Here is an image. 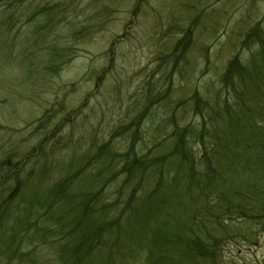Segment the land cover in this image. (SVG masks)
<instances>
[{
  "label": "rangeland",
  "instance_id": "1",
  "mask_svg": "<svg viewBox=\"0 0 264 264\" xmlns=\"http://www.w3.org/2000/svg\"><path fill=\"white\" fill-rule=\"evenodd\" d=\"M256 25L264 26V0H0V264H62L74 244L64 241L66 218L96 205L111 220L127 203L143 216L120 241L106 235V244L123 249L120 258L107 246L73 256L75 264H191L182 246L194 186L182 173L202 178L197 106L221 98L233 56L251 69L236 80L246 98H264L254 94L264 90V46L249 40ZM173 120L179 133L190 128L184 149L168 138L178 134ZM104 150L112 158L99 168L113 167L99 178ZM134 157L164 158L160 174L148 173L155 180L142 178L135 193L138 177L121 191V168ZM174 164L183 172H172ZM64 179L62 198L54 185ZM248 182L229 178L221 191L243 192ZM202 202L216 203L212 195ZM223 220L233 234L221 239L213 264H264L260 221L241 222L233 212Z\"/></svg>",
  "mask_w": 264,
  "mask_h": 264
},
{
  "label": "trees",
  "instance_id": "2",
  "mask_svg": "<svg viewBox=\"0 0 264 264\" xmlns=\"http://www.w3.org/2000/svg\"><path fill=\"white\" fill-rule=\"evenodd\" d=\"M253 28L249 33H254V37L249 40L256 41L258 44L256 48L260 49L264 46V26L259 27L256 25ZM187 33H185L184 39L179 42L180 48L177 55L180 54L179 50L183 48V41L187 40ZM177 55H174V60L177 57L176 61L179 58ZM250 73L251 69L248 62L233 56L228 60L226 71L220 78L222 85L220 90L223 92L221 98L199 99L201 106L200 108L197 106L198 111L196 114L200 115L202 122L198 127L199 129L195 131L194 136L201 147L202 178L190 179L187 172L181 171V165L174 164L171 166L172 172H183L182 177L186 174V178L192 180L194 186L192 194L194 215L192 213L184 219L186 221L185 226H190L191 235L187 238L185 245L182 246L184 251L190 252L191 264L214 263L221 239L224 236L231 238L233 234L232 225L223 220V217L228 216L230 212L235 213L237 219L241 222L242 220L247 221V223L260 221V227L264 229V192L258 194L255 191L257 185H254L256 184L254 177L260 179L258 182L264 181V98H246V93L236 83V80H240ZM241 88H251L254 92L253 88L247 85H242ZM254 94L256 96L264 95V90L258 94L254 92ZM204 115H206V120ZM172 122L174 123V120ZM237 125L241 127L240 132L233 129ZM174 127L178 134L172 133L168 138H173L171 141L174 146L184 149L185 133L190 128H185L184 132L179 133L181 129L177 128L175 123ZM242 128L245 131H242ZM176 135L177 137H175ZM255 145L257 148L252 152L251 150ZM127 152L132 151L128 149ZM112 154V151L106 152L105 150L100 154L98 168L94 171L97 177L101 178L104 168L112 169L113 166L110 168L109 166H101L99 168V162L103 163L105 160L111 159ZM174 155L175 157L169 158L168 161L175 160L178 157V154ZM125 156L127 157L128 154H125ZM163 160L164 158L160 161L159 159L144 161L134 157L127 161L121 168V174L125 177L120 190L122 191L125 185L135 182L132 179L138 177V181L132 187V193H135L139 189V181L142 178L145 177V184H147L150 181L149 178L154 177L153 175H147L148 173L156 170V173L160 174L161 161ZM253 161L255 162L254 165H252ZM258 172L259 174H257ZM225 175L227 180L220 184L222 177ZM245 176L249 179L248 184L250 183L245 191L240 192L237 187H228L225 188L224 192L221 191L229 178L239 181L244 180ZM193 177L195 176L193 175ZM164 178H159L158 181L154 182L150 194L157 192L164 186ZM151 179L155 180V177ZM69 184L70 181L64 179L61 183L54 185L55 189L59 190V196L62 198L66 197L61 194L69 187ZM248 194L251 195V200L258 198L262 203H258L256 206H248L250 203L247 200ZM208 195H212L214 201H216L214 206L202 205V200L206 199ZM59 200L63 201L62 199ZM200 206H202V209H198ZM105 211L102 207L94 205L89 212L77 213L76 218L65 219L66 225L69 224V229L66 232L68 235L65 236L64 241L68 246L72 242L74 244L68 249V259L63 258L62 264H75L72 261L73 256L80 254V260L82 256L88 255L91 251L97 248L104 249L107 246L113 248L118 258H120L119 254L122 253L123 249H118L113 241H120L124 228L129 226L132 221L142 218L143 215L138 212L135 205H132L131 208V203L123 204L120 212L116 213V216L111 220L110 217H107ZM184 213L185 211L182 216ZM233 226L237 228V224H233ZM111 229H114L116 233L110 232ZM106 235L114 237L111 238L113 241L109 242L110 245L106 244Z\"/></svg>",
  "mask_w": 264,
  "mask_h": 264
}]
</instances>
